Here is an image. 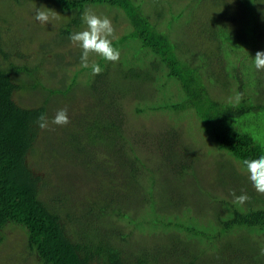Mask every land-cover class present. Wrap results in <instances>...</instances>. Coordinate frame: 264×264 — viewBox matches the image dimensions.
<instances>
[{
	"label": "trees",
	"instance_id": "obj_1",
	"mask_svg": "<svg viewBox=\"0 0 264 264\" xmlns=\"http://www.w3.org/2000/svg\"><path fill=\"white\" fill-rule=\"evenodd\" d=\"M53 1L60 12L70 13L69 17L64 18L67 21L60 24L61 33L68 35V38L72 30L83 23L82 16L89 7L120 9L131 30L114 40L113 46L120 48L129 44L128 48L134 49V56L119 58L115 63L97 56L89 62H96L101 66L103 71L99 75H93L90 67L77 66L70 71L71 75H68V70L66 78L61 68L58 72L61 73L58 77L60 82L47 85V82L56 80L58 75L42 72L37 65L34 67L39 60L34 61L31 66L26 62L21 63L20 60L27 56L19 49L11 60L13 49L6 51L4 47L0 48V230L6 225L23 230L26 252L37 264H264V197L255 191L246 176H238L241 182L234 181L228 187V193L219 191L224 187L221 184H215L216 191L211 192L199 184L193 167L196 158L193 156L179 170H169L172 179H179L188 192L175 202H163L161 198L154 196L150 187V194L140 198L141 205L138 207L134 201L125 203L117 194L106 195L105 201L96 204L91 203L92 200H83L80 206L77 198L76 202L70 203L65 193L63 195L64 185L54 177L52 164H30V159L36 152L40 159L43 156L49 157V152L55 149L73 146L65 156L71 158L65 172V177L70 179L74 176L70 172L72 167H88L90 164L91 158L87 159L84 155L86 149L83 142L97 146L111 143L112 149L116 148L115 154L128 145L127 142L131 145L123 134L126 129L125 113L120 103V111L115 115L101 113L89 116L88 108L78 111L76 117L73 116L79 122L68 115L70 122L64 126V130L75 133L68 143L55 142L48 153L47 149L44 153L38 149V140L46 141L47 137L40 138L41 129L36 126L35 120L41 113L52 120L49 114L52 96L66 95L78 85V81H88L90 87L99 92L101 100H107L111 98V91L106 92L105 78L116 74L114 70L118 66L120 69L125 68L121 79L139 80L146 88V92H140L132 101L136 113L166 117L169 123L159 128L162 130L176 126L171 129L181 140L177 121L190 118L215 149L230 155L237 162L235 166L231 163L228 167L231 174L232 170L238 173L236 167L246 171L242 164L244 159L264 155V98L261 97L264 86L255 88L249 83H243L237 72L225 70L224 59L220 61L215 57L217 66H222L236 82L235 97L228 100L216 97L212 93L213 76H208L213 73L205 74L203 71L204 66H207L206 62H202L206 53L201 52L200 48L191 47L182 36L178 43L171 38L172 32L177 33V27L182 25H177L172 17L165 20L159 9H154L156 6L153 4L160 0H152L151 5L144 1L148 5L145 9H142L144 2L137 0ZM238 1L245 3V0ZM179 2L180 0H165L161 9L177 12ZM245 4L247 9L252 2L246 0ZM226 6L228 5H224L225 10ZM256 11L259 14L247 9L243 18L239 19L240 22L235 16L223 11L222 6L212 15L218 19L225 17L233 32L239 27V30L244 31V39L255 42L257 35L262 34L264 2L258 5ZM112 13L113 16L116 15V12ZM232 31H220L219 28L212 27L210 38L216 41L220 53L225 48L231 52L239 47L230 40ZM218 33L225 40L219 41ZM45 54L43 52L41 56L46 57ZM50 58L48 56L47 60ZM112 64H116L115 67ZM27 77L33 78L32 81H27ZM85 78L86 81L83 80ZM246 86L255 90L256 95L246 93ZM22 90H28L29 93L40 92L43 96L37 104L32 100H27V103L33 104H23L18 100V91ZM238 94L239 100L236 99ZM145 97L149 99L144 101ZM98 104L100 103L93 104L92 101L85 107ZM107 106L108 104L102 109ZM249 115H258L256 129L250 127L253 121L246 118ZM88 117L91 118L87 119ZM74 123H77L75 128L72 125ZM132 149L131 145L132 157H126L119 164L128 167L130 175L137 177L141 172L134 168L137 165L143 166L142 163L145 162L138 151ZM103 160L108 163V159ZM36 166L41 170L37 171ZM145 168L147 169L146 165ZM103 170L104 163L100 167V171ZM148 176H154L152 170ZM185 179H189L190 186L187 188L182 183ZM233 190L236 195L246 193L250 197L249 201L243 205L235 203ZM189 195L194 196L195 201L190 200ZM203 197L205 201L202 199L198 203L199 198ZM148 202L150 211L142 213L139 208ZM159 206L163 209L173 208L171 211L182 217L167 219L169 214L166 213L171 211H160ZM76 207L84 211L78 219H74L71 212V208ZM194 210L195 213L192 212ZM205 210L209 211L207 215H203ZM103 219L109 221L110 225H100L99 222ZM145 222L155 227L150 243L166 242L162 244L164 251H159L157 245H147L146 248L142 245L141 248L130 249V245L140 240L134 235L143 231ZM3 238L4 235L0 236V242ZM160 253H163L162 263Z\"/></svg>",
	"mask_w": 264,
	"mask_h": 264
},
{
	"label": "rangeland",
	"instance_id": "obj_2",
	"mask_svg": "<svg viewBox=\"0 0 264 264\" xmlns=\"http://www.w3.org/2000/svg\"><path fill=\"white\" fill-rule=\"evenodd\" d=\"M137 1H146L147 4H152V0ZM164 1L165 0H160L158 3L156 2V4H153V6H156L154 9H159L165 20H170L172 17L175 23L177 22V25H182L177 27V33L172 32L171 38L173 40L178 43L179 38L182 36V38L188 41L191 47L200 48L202 49L201 52L206 53L202 58V62H206L207 64V66H204L203 71L205 74L207 72L213 73V75L208 76H210V78L213 76L212 79L215 86L212 85L214 87L212 93L216 97L228 100L236 96V82L227 75L225 70L227 72H237V75L245 84L249 83L255 88L261 87L262 85L264 86V70H256L253 61L257 51H264V22L261 24L262 34H258L254 42L244 39V31L239 30V27L233 32L231 30L233 29L232 26L226 21L225 17H220L218 19V17L212 15L217 8L222 6L223 11L230 13L231 16H235L240 22L239 19L243 18L247 13V9L254 12V14H259L256 10L258 5L263 3L264 0H247V2H252L251 6L247 5V9L245 8L246 0L245 3H240L238 0H180L178 6H176L179 10L177 12H175L176 10L165 11L161 9ZM34 5L36 8L44 6L54 10L58 15L52 18L49 23L42 24L34 18ZM224 5H228L226 6V10L224 9ZM145 8H148V5L144 2L142 9ZM88 9H91L99 16H107L112 21V25L115 29V38L113 41L131 30V26H128L120 9L101 6H92ZM112 12H116V15L113 16L114 13ZM69 15L70 13L60 12L53 0H21L19 2L15 0H0V48L4 47L3 49L6 51H9L8 49H13L11 60L16 56V50L19 49L22 54L27 56V58L20 60V62H26L29 66H31L34 61L37 62V60H39L38 63H35L33 66L35 67L37 65L42 72L47 71L49 74H57L56 80L53 79L46 83L47 85H56L54 84L55 81L60 82V78L58 77L61 76V73L58 74V72H60L61 68L63 70L61 72L64 73L67 78L66 75L68 70V75H71L70 71L77 66H81L80 56L82 54V49L78 45L73 44L68 38V35L62 34L60 31L61 22L63 21L62 24L65 23L67 19L64 18L69 17ZM213 26L219 28L220 31L221 29L232 31L230 40H233L234 44L239 47L231 52H228V50H226L227 48H225V50L220 53L221 50L216 46V41L210 38V31ZM85 28L86 25L83 22L73 29L72 33L82 31ZM219 34L220 33H218V40H225L224 38L222 39ZM128 45L118 48L120 51V58L125 59L126 57L134 56V49L128 48ZM43 52L46 53V57L41 56ZM224 55L227 56L224 57ZM48 56L51 58L47 60ZM97 56L98 55L92 53L89 56V60L92 58L95 59ZM215 57L219 58L220 61L224 59L225 70L222 66H217L218 62L215 63ZM115 65L116 64H112V67H115ZM124 70L125 68L120 69L118 66V68L114 70L116 74L113 73L112 77L107 76V78H105L107 82L105 89L107 93L111 91V98L104 101L101 100L99 92L90 87V84L86 81V77L83 79L86 82L78 81V85L68 94L52 96L49 102V114L50 117L53 118L58 109L66 108L69 116L73 117L75 115L76 117L78 111L88 108L89 116L101 113L115 115L120 111V105H123L126 128L123 134L126 135V138L131 143L133 147L132 150L134 151L135 148L142 161L145 162L142 163L143 166L137 165L134 168L140 170L141 175L133 177L130 175L128 167L119 164L126 157L130 155L132 157L130 153L131 145L128 142V145H125L124 148H121V150L117 152L118 154H115L116 148L113 147L112 149L111 143L97 146L95 144L83 142L82 145L84 149H86L84 155L87 159L91 158L90 164L88 167H83L82 165L81 168L72 167L70 172H72L74 176L67 179L65 177V172L71 158H65V156L68 150L73 146H67V149H55L51 153L49 151L55 142L68 143L75 133L68 129L64 130V126L53 125L51 124V120H49V128L40 131V138L47 137V140H38V149L43 153L45 149H47L46 153L49 152V157L43 156V158L39 159L40 155L36 152L30 159V164L37 165V163L40 162H43L45 166H50L52 164L54 177L58 179L61 185H64L62 193L63 195L65 193L68 202H76L77 198L80 206L83 200H92L91 203L93 202L96 204L97 202L101 203L105 201L106 195L117 194L125 203L134 201L136 207H138L141 205L140 198L146 194H150L148 192L150 187L152 188L150 191L153 192L154 196L161 198L160 200L163 202H175L185 197V193L188 194V192L182 187L179 179H172L169 170H179L182 165L189 163L193 156L196 158V163H194L193 167L198 182L204 189L210 190L211 192L216 191L214 189L215 184H221L224 185V187L219 191L228 193V187L234 184V181L240 180L241 182L238 176H246L248 178L247 172L242 171L239 167H236L238 173L232 170V176L230 173L231 170L228 171V167L231 163H234L235 166L237 162H235L230 155L215 149L214 145L205 137L202 130L199 129L198 126L193 125L190 118L187 117L177 121L179 126L178 133H181L182 137L181 140L177 133L171 129L176 128V126L174 127L172 125L170 129L166 128L162 130L159 128V126L165 127L166 124L169 123L166 117L160 114L136 113L132 101L134 102L136 95L140 94V92H146V88L139 80L121 79ZM32 79L31 77L26 78L29 82H31ZM46 79L49 80L47 77ZM97 85H99V82H97ZM245 92L256 95L255 90L252 91L249 86H246ZM18 93L20 94L18 100L23 104H37L40 101V97L43 96L40 92L29 93L28 90L18 91ZM93 94H95L96 97ZM261 97L264 98V93ZM148 99L149 98L145 97L144 101ZM27 100H32L33 103H27ZM92 101L93 104H100H98V106L85 107ZM106 104H108L107 108L102 109ZM256 117L258 118V115H249L246 117L248 120L253 121V124L250 125L253 129L257 128L258 122H256ZM90 118L91 117H88L87 119ZM74 120L79 122L75 118ZM76 124L77 123L72 124L74 128ZM69 128H71V125H69ZM57 144H55L56 148ZM103 158L108 159V163H105L106 161H104ZM103 163L105 165V170L102 172L100 171V167ZM145 165L150 172L152 170L153 177L148 176L150 172L147 173ZM35 169L37 171L41 170L38 166H36ZM171 172L173 173L174 171ZM216 178L217 182L215 183ZM182 183L186 186L185 188L190 186L189 179L183 180ZM260 195L264 197V194ZM205 197L199 198L198 203H201L202 199L205 201ZM189 199L195 201L194 196L189 195ZM149 204L150 202L145 204L147 205L146 208L143 207L145 205L139 208L142 213L146 214L150 211L148 207ZM172 209L169 207L168 209H163V207L159 206V210L163 212L167 210L171 211ZM71 210L74 219L81 217L84 212L79 207L71 208ZM192 212L195 213V210ZM208 213L209 211L205 210L203 215H207ZM166 214H169V216L166 217L167 219H173V217L179 219L182 217V215L175 211ZM109 223L110 222L105 219L99 222L100 225L103 224L102 226H108L110 225ZM143 227L144 229L142 232L134 235V237L136 236L140 240L130 245V249L141 248L142 245L145 248L147 245H157L159 251H164V245L162 244H166V242H162V244L160 242L150 243V240L153 239L151 234L154 233L152 230L155 227L149 222H145ZM3 235L4 238L0 242V264H37L33 258H30L29 253L26 252L24 247L25 234L23 230L19 227L6 225L5 228L0 230V236ZM145 238H148V240ZM160 256L162 258L163 253H160L159 257ZM161 258L160 263L163 261V258Z\"/></svg>",
	"mask_w": 264,
	"mask_h": 264
},
{
	"label": "clouds",
	"instance_id": "obj_3",
	"mask_svg": "<svg viewBox=\"0 0 264 264\" xmlns=\"http://www.w3.org/2000/svg\"><path fill=\"white\" fill-rule=\"evenodd\" d=\"M58 15L54 10L41 6L36 8L34 5V18L36 21L46 24ZM82 20L86 28L82 31L74 32L70 35V41L82 49L80 64L83 68H91L93 75H99L103 69L96 62H89L90 54L94 53L102 57L105 61L117 62L120 58V51L113 46L115 29L112 21L107 16H99L91 9L84 12ZM256 70H264V51H257L253 58ZM237 100L240 99L238 94ZM66 108L58 109L51 120V124L65 126L69 123ZM36 126L41 130L49 128V119L46 114L41 113L35 120ZM242 164L248 174V178L256 192L264 194V155L254 159H244ZM234 202L240 205L249 201L250 197L243 193L236 195L232 191Z\"/></svg>",
	"mask_w": 264,
	"mask_h": 264
}]
</instances>
